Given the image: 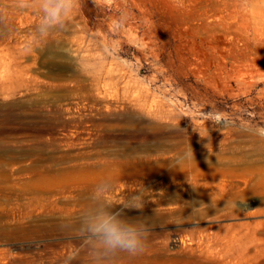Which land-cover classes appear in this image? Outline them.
<instances>
[{"label":"rangeland","instance_id":"obj_1","mask_svg":"<svg viewBox=\"0 0 264 264\" xmlns=\"http://www.w3.org/2000/svg\"><path fill=\"white\" fill-rule=\"evenodd\" d=\"M41 2L0 0V264H264V140L247 130L264 127V0H74L43 34ZM105 179L148 226L139 254L85 242ZM139 188L144 208H123ZM210 195L243 202L190 217Z\"/></svg>","mask_w":264,"mask_h":264},{"label":"clouds","instance_id":"obj_2","mask_svg":"<svg viewBox=\"0 0 264 264\" xmlns=\"http://www.w3.org/2000/svg\"><path fill=\"white\" fill-rule=\"evenodd\" d=\"M41 16L38 29L43 34L57 27L64 22L74 8V0H42ZM222 126H230V121L224 119ZM259 139L264 140V127L247 129ZM191 160L188 150H182L177 154L174 166L183 167ZM113 182L105 179L95 186L92 194L93 204L87 208L81 216V232L85 237V242L92 248L96 257H107L116 252H124L129 255H136L143 251L148 236V226L144 220H129L123 218L122 211H114L113 206L104 200V195L112 190ZM195 190V189H194ZM144 188L130 193L123 204V208L142 210L145 206ZM211 202L193 200L188 202V209L191 210L190 217L200 218L208 214L210 209H214L217 214L237 209V202L227 198L224 206L218 207L213 196L210 195Z\"/></svg>","mask_w":264,"mask_h":264},{"label":"bare ground","instance_id":"obj_3","mask_svg":"<svg viewBox=\"0 0 264 264\" xmlns=\"http://www.w3.org/2000/svg\"><path fill=\"white\" fill-rule=\"evenodd\" d=\"M246 155V154H245ZM248 156V155H247ZM151 161V160H150ZM170 165V164H169ZM163 166V165H162ZM165 166V165H164ZM204 170V169H203ZM166 174V173H165ZM219 187V186H218ZM251 190H253V189H251ZM175 191V190H174ZM185 208V207H184Z\"/></svg>","mask_w":264,"mask_h":264}]
</instances>
